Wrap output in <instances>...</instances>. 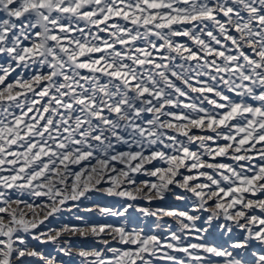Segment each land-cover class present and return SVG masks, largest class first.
<instances>
[{
  "label": "snow or ice",
  "instance_id": "obj_1",
  "mask_svg": "<svg viewBox=\"0 0 264 264\" xmlns=\"http://www.w3.org/2000/svg\"><path fill=\"white\" fill-rule=\"evenodd\" d=\"M0 264H264V0H0Z\"/></svg>",
  "mask_w": 264,
  "mask_h": 264
},
{
  "label": "rangeland",
  "instance_id": "obj_2",
  "mask_svg": "<svg viewBox=\"0 0 264 264\" xmlns=\"http://www.w3.org/2000/svg\"><path fill=\"white\" fill-rule=\"evenodd\" d=\"M98 203H100L101 205L104 206H108V207H113L114 209L119 210V208H121L123 206V204L125 203V201H119L118 198H114V197H102L100 199H98L97 201ZM140 204H144L143 201L139 202ZM92 203L91 202H85L83 205H81V209H83L84 207H91ZM164 206H171V207H183L182 202L179 201H175L174 198H169L168 201L164 202ZM130 212H132L133 210L130 209ZM75 215H81L84 216L86 219L89 220H101L102 218L97 214V213H86L83 212L82 210H76L73 209L72 212H65L62 214V218L53 222L50 226L54 227V228H58L62 223H80L79 221L75 220ZM208 213H202L201 214V220L197 221V226L203 227V226H207L204 224V220L206 219ZM110 220H115L116 218H108ZM123 219V218H120ZM167 219V218H166ZM169 223H171V221H168ZM219 223H223L222 220L220 221H215L213 222V226L209 228V232L211 234V238L213 239H221V234L219 232V229L216 227L217 224ZM223 239H227V237H223ZM73 242H75L77 245L80 244L79 239H77L76 237H72ZM51 247V246H49ZM67 259V258H65Z\"/></svg>",
  "mask_w": 264,
  "mask_h": 264
}]
</instances>
